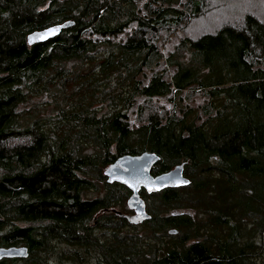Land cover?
Returning <instances> with one entry per match:
<instances>
[{
    "label": "trees",
    "instance_id": "obj_1",
    "mask_svg": "<svg viewBox=\"0 0 264 264\" xmlns=\"http://www.w3.org/2000/svg\"><path fill=\"white\" fill-rule=\"evenodd\" d=\"M136 1L0 0V246L27 249L0 264H258L264 20L245 13L238 27L182 37L164 56L158 31L199 15L201 0H143L140 9ZM67 20L56 36L27 42ZM160 63L144 83V71ZM193 93L206 101L176 112ZM167 94L171 111L129 126L137 97ZM18 138L27 140L7 145ZM143 151L158 157L152 175L182 164L189 182L141 188L149 218L133 222L127 204L113 207L130 191L107 182L103 169ZM94 179L102 194L84 197ZM190 205L205 217L195 219Z\"/></svg>",
    "mask_w": 264,
    "mask_h": 264
},
{
    "label": "rangeland",
    "instance_id": "obj_2",
    "mask_svg": "<svg viewBox=\"0 0 264 264\" xmlns=\"http://www.w3.org/2000/svg\"><path fill=\"white\" fill-rule=\"evenodd\" d=\"M143 0L136 1V8L140 9V5ZM185 2V0H178V4L180 7ZM202 9L199 15L196 17H189L188 20L185 21L184 25L181 27H177L173 30L169 29H160L157 34V46L160 52L165 56L169 52L173 50L177 42L182 37H190L195 38L196 36L205 33V32H213L218 27L223 24H230L233 26H239L242 21V17L245 13H250L254 16H257L258 19L264 20V0H201ZM134 30V23H131L123 33L117 35L113 38L114 41H121L125 39L132 31ZM85 36H90L88 32H85ZM95 39V36L90 37ZM164 66L163 63H160L152 70L144 71V83L147 81L148 76L152 71H156L161 69ZM171 70V69H170ZM184 96V92L180 94L182 98ZM170 94L164 96H155L150 100H146L144 97H137L134 100L132 107L127 112L128 123L131 128L136 127L140 121H142L145 116L150 113H159L164 114L172 110V103L169 101ZM206 97L201 94H190L187 98L177 101L175 110L177 112L179 106H191L198 107L202 103L206 101ZM137 105L143 106V111L139 114L137 112ZM202 118V117H201ZM26 138H18L7 143L8 146L12 144H20L25 142ZM96 189L91 191H84L83 196L87 198L97 197L103 192V184L101 181L96 179ZM124 198L120 203H116L113 205L114 208L125 212L127 206ZM192 205L187 208H191ZM192 216L197 220H202L205 215H202L201 211L197 208L190 209ZM98 233V232H96ZM258 241V240H256ZM256 259V263H260L264 261V249H257V253L254 255ZM53 260V258H49ZM86 260L80 261V264H85ZM90 263V262H89Z\"/></svg>",
    "mask_w": 264,
    "mask_h": 264
},
{
    "label": "water",
    "instance_id": "obj_3",
    "mask_svg": "<svg viewBox=\"0 0 264 264\" xmlns=\"http://www.w3.org/2000/svg\"><path fill=\"white\" fill-rule=\"evenodd\" d=\"M72 24L71 20L55 24L41 30L33 31L26 36L29 44L42 42L56 36L62 28ZM158 160L156 154L143 151L139 154H123L116 157L103 169V175L107 182H115L126 187L130 193L126 204L132 209L133 214L125 215L129 221L137 222L149 218L145 211L144 202L139 195L142 188L146 193L157 192L163 188L185 186L188 179L183 175L182 164L173 166L166 172L152 175L151 167ZM173 232V230H170ZM27 249L25 246H0V259L2 258H25Z\"/></svg>",
    "mask_w": 264,
    "mask_h": 264
}]
</instances>
